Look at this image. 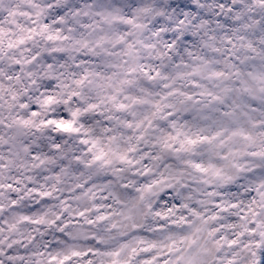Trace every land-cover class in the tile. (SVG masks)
I'll list each match as a JSON object with an SVG mask.
<instances>
[{"label": "snow or ice", "instance_id": "obj_1", "mask_svg": "<svg viewBox=\"0 0 264 264\" xmlns=\"http://www.w3.org/2000/svg\"><path fill=\"white\" fill-rule=\"evenodd\" d=\"M0 264H264V0H0Z\"/></svg>", "mask_w": 264, "mask_h": 264}]
</instances>
